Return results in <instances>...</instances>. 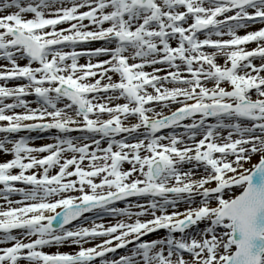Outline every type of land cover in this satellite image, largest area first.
Listing matches in <instances>:
<instances>
[{"label": "snow or ice", "instance_id": "6c2138e0", "mask_svg": "<svg viewBox=\"0 0 264 264\" xmlns=\"http://www.w3.org/2000/svg\"><path fill=\"white\" fill-rule=\"evenodd\" d=\"M0 61V264H264V0H0Z\"/></svg>", "mask_w": 264, "mask_h": 264}, {"label": "rangeland", "instance_id": "374dc122", "mask_svg": "<svg viewBox=\"0 0 264 264\" xmlns=\"http://www.w3.org/2000/svg\"><path fill=\"white\" fill-rule=\"evenodd\" d=\"M100 43H101V42H92L91 44L86 45V47H97V46H100ZM253 46H254V45L249 44L247 47H248V48H251V47H253ZM19 62H20V63H24V61H19ZM85 62H86V58L81 57L80 60H79V63H85ZM0 63H3V61H0ZM254 63H257V62L254 61ZM146 71H150V69H146ZM115 79H116V77L113 76V80H115ZM22 82H23V81H10L9 84H13V83H22ZM27 99H28V100H32V101H34L35 98H34L33 96H29V97H27ZM120 102H122V101H120ZM32 106L35 107V104L33 103ZM178 131H180V130H178ZM21 134H22V135H31V136H37V135H39L40 137H43L42 139H35V140H33V141H30L31 143H33V144H35V145H40V144L45 143L46 141L51 140L50 137L53 136V135H55V130H52V131H50V132H46V133H36V132H32V133H21ZM71 135L75 137V136L80 135V133L73 132ZM6 158H7V157H0V159H6ZM255 160H256V157H253V161H255ZM125 167H127V165H125ZM14 198H15V197H14ZM118 206H122V205H118ZM185 206H186V205L181 204V205H179V208L182 209V208L185 207ZM109 219H111V218L106 217V218L104 219V221H98V222H107V220H109ZM200 227H203V225L201 224ZM160 234L163 235V230L160 231ZM147 238H148V239H152V238H155V237L152 236V235H149ZM45 249H46V248H45ZM118 251H121V250H118Z\"/></svg>", "mask_w": 264, "mask_h": 264}, {"label": "bare ground", "instance_id": "6f19581e", "mask_svg": "<svg viewBox=\"0 0 264 264\" xmlns=\"http://www.w3.org/2000/svg\"><path fill=\"white\" fill-rule=\"evenodd\" d=\"M259 25H253V28H255V27H258ZM255 62H257V63H259V61H255ZM48 142H52L51 140H49V141H46L45 143H48ZM8 158V157H7ZM186 207V206H185ZM184 208V207H183ZM45 251H49V252H51V251H55V249L54 248H46V249H44ZM61 251H71V249H69V248H67V247H62L61 249H60Z\"/></svg>", "mask_w": 264, "mask_h": 264}]
</instances>
